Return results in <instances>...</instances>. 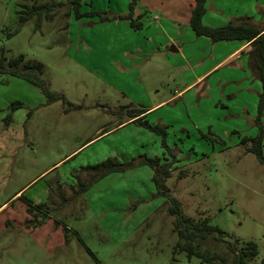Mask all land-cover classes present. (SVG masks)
I'll list each match as a JSON object with an SVG mask.
<instances>
[{
    "label": "rangeland",
    "instance_id": "374dc122",
    "mask_svg": "<svg viewBox=\"0 0 264 264\" xmlns=\"http://www.w3.org/2000/svg\"><path fill=\"white\" fill-rule=\"evenodd\" d=\"M33 1L0 0V47L41 63L59 98L51 101L38 86L0 73V264H211L175 251L177 216L158 193L153 168L140 164L143 156L171 163L169 195L186 217L208 218L226 241L255 240L259 254L249 264H258L264 164L243 139L264 134V114L256 123L262 85L249 73V56L230 57L182 91L230 45L199 41V56L182 60L156 23L139 36L120 17L130 0H40L60 4L53 19L21 24L19 10ZM145 1L152 9L143 0L136 9L144 24L165 16L162 1L170 9L192 2ZM209 3L210 24L246 9L255 15L250 21L264 23V0ZM197 47L187 44L189 51ZM144 109V118L130 120ZM108 158L136 165L100 178L81 171ZM83 181L90 183L85 190ZM29 200L44 204L43 224L42 212L29 213ZM225 245L218 243L224 254Z\"/></svg>",
    "mask_w": 264,
    "mask_h": 264
},
{
    "label": "trees",
    "instance_id": "16d2710c",
    "mask_svg": "<svg viewBox=\"0 0 264 264\" xmlns=\"http://www.w3.org/2000/svg\"><path fill=\"white\" fill-rule=\"evenodd\" d=\"M138 0H130L129 12L120 16L127 21L130 26L136 30L144 27L141 18L143 13H138ZM56 1L49 3H40V0H34L33 4H26L23 9L19 10V21L24 24L32 17H37L38 22L42 17L53 19L54 14L51 12L59 6ZM207 12V0H195V6L192 9L190 17V26L198 36L209 37L213 42L218 41H248L251 45L250 58L262 85L260 100L258 103V115L256 123L260 124V117L264 114V28L254 25L248 21L235 22L229 21L222 26H209L203 23V16ZM14 34L10 32L9 35ZM0 73L10 74L22 78L39 88L49 97L51 101L59 98V95L52 92L46 80L43 77V65L38 62L26 60L23 54L14 55L5 47H0ZM20 102H15L13 106H21ZM148 109L142 110L141 113L133 114V121L141 120L146 116ZM9 117V121H10ZM143 124L152 130L163 131L159 126L149 124L143 121ZM263 130L256 136L245 137L243 142H252L250 151L255 153L259 162L264 164L263 154ZM140 164H147L154 170L153 180L158 189V193L168 196L171 202L169 211L177 216L175 222V230L178 233L179 241L176 243L175 251L183 250L187 252L189 258L193 256L199 257L202 261L211 264H249V260L255 258L259 254V246L255 240L235 239L226 241L225 232L218 225L210 223L208 218L186 217L182 211L179 200L175 196L169 195V189L166 184L167 177L171 171V163H162L160 157L143 156ZM136 162L133 160L128 163L119 162L116 158H108L94 165L83 166L81 171L93 174V178H100L112 172L125 171L130 167H134ZM82 190L89 187L88 181L80 182ZM23 197V195L21 196ZM28 211L34 216H38V212H42L44 218L39 222L43 224L48 219V213H44V204L34 205L32 201H28ZM29 224L33 220L27 221ZM210 246L204 247V244L210 242ZM218 243H226L227 253L219 250ZM174 259L176 257L174 256ZM258 264H264V256Z\"/></svg>",
    "mask_w": 264,
    "mask_h": 264
},
{
    "label": "crops",
    "instance_id": "0c3cea01",
    "mask_svg": "<svg viewBox=\"0 0 264 264\" xmlns=\"http://www.w3.org/2000/svg\"><path fill=\"white\" fill-rule=\"evenodd\" d=\"M143 1L145 3H147L145 0H143ZM147 4H148L147 6L150 9H152L150 7L149 3H147ZM161 4L162 5H160V7L165 9V11H163L165 16H163V14L162 15H155L153 21H151L150 23L144 24V27L142 29L138 30L137 34L139 36L144 34L147 25L150 26V25H154V23H156V26L160 29V31L164 32V35H167V33H168V35H170L169 39H168V41H169L168 44H170L169 48L172 44H175L178 47L179 50L176 52H172V53H178V54L180 53L182 60H186V61L191 60V59L195 58L196 56H199L198 52H199V50L202 49V46L198 44L199 41H204V42L208 43L209 46L212 45L213 47H216V45H230V49L224 55V57L215 61L216 63L215 62L211 63L210 65H208V67L205 70L201 71L200 73H196L195 77H193L194 81L191 83H187L188 85H186V87L182 91L191 87V85H193L195 82L205 81L206 78H208L210 75H212L215 72L214 70L217 67H219L222 63L227 61L232 56L233 57H239V56L242 57L241 55H248L249 56L248 66L251 68L249 73H251V75L254 78H259L257 71L255 70L253 63L251 61V58H250V53H249V51L251 50L250 42L239 41V40L213 42L212 40L209 39V37L205 38V36H198L195 34L192 27L190 26V17H191L192 9L195 6V0H192V2H190L188 4L187 3H181V4L178 3L174 7H172L173 10H172V8L170 9L166 6V1H162ZM209 4H210L209 0H207V5H209ZM207 7H208L207 11H210L213 6H211V4H210V6H207ZM250 12L251 11L249 9H246L245 11H242L241 13H239L240 15L235 14V15L231 16V19L234 18L235 22H242V21L247 20L254 25H258L261 28H264V23L259 25L258 23H256V21H257L256 18L253 19L254 22L252 20L250 21V18L252 16H255V15H251L254 13H250ZM127 13H125V14H127ZM138 13H142V12L139 10ZM208 14L209 13L206 12L205 15L203 16V22L205 25H211L213 27H217V26L224 25V24L228 23L229 21H232L231 19H229L228 21H225V23H222L220 25H214L213 23L210 24V22H208L206 20V18L208 17ZM125 22L130 26V24L127 21H125ZM259 23H261V22H259ZM165 30H166V32H165ZM200 39H205V40H200ZM188 43H193L195 46H198V47L195 50L191 49V51H189L187 48ZM212 54H214V52H212ZM146 56H147V54L145 55V57ZM201 57H203V56H201ZM203 60L204 59H201L200 61L197 62V64ZM212 71H214V72L211 73ZM209 73H211V74L208 76ZM257 91L260 92L259 89ZM154 107H156V106H154ZM150 109H152V108H150ZM130 120H133V119H130ZM28 217H29V215H28Z\"/></svg>",
    "mask_w": 264,
    "mask_h": 264
},
{
    "label": "water",
    "instance_id": "95a60500",
    "mask_svg": "<svg viewBox=\"0 0 264 264\" xmlns=\"http://www.w3.org/2000/svg\"><path fill=\"white\" fill-rule=\"evenodd\" d=\"M169 50H170L171 52H176V51H178L179 49H178V47H177L175 44H172V45L170 46Z\"/></svg>",
    "mask_w": 264,
    "mask_h": 264
}]
</instances>
